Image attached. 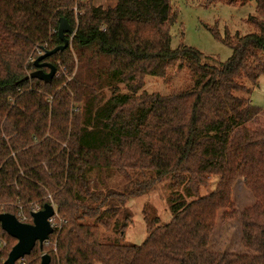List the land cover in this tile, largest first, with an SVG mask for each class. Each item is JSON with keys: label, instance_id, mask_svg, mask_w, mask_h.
Instances as JSON below:
<instances>
[{"label": "trees", "instance_id": "obj_1", "mask_svg": "<svg viewBox=\"0 0 264 264\" xmlns=\"http://www.w3.org/2000/svg\"><path fill=\"white\" fill-rule=\"evenodd\" d=\"M251 3L249 33L227 31L232 56L215 66L196 48H172L170 0H0V214L50 204L61 217L24 264L43 252L51 264H264V109L251 100L264 77V0L207 1ZM62 18L72 46L49 62L64 74L29 78L39 52L62 45ZM174 68L190 88L145 90ZM239 175L256 198L242 213L246 250L217 253L210 235ZM159 183L171 221L144 210L147 239L125 244L130 203ZM0 239L18 242L1 226ZM13 247L0 246V264Z\"/></svg>", "mask_w": 264, "mask_h": 264}, {"label": "rangeland", "instance_id": "obj_2", "mask_svg": "<svg viewBox=\"0 0 264 264\" xmlns=\"http://www.w3.org/2000/svg\"><path fill=\"white\" fill-rule=\"evenodd\" d=\"M117 1L93 0L95 5L104 8L114 6ZM207 1L170 0L172 9L179 13L177 23L171 28L172 48L177 49L182 44L196 48L206 56L216 59V61L210 62L212 65L220 66L221 63L226 62L232 56V50L223 43L222 39L226 37L227 31L232 35L237 32H241L243 35L249 33L250 28L245 21L251 15L256 14V5L251 3L243 7H231L226 4L208 5ZM216 29L219 32L218 36L212 31ZM191 85L192 78L189 72L186 69L178 70V68H174L168 71V79L166 80L149 77L146 80L145 90L149 93L167 95L173 91L188 89ZM121 90L124 93L127 92L124 86H121ZM109 96L110 92L106 91L105 97L108 98ZM251 100L254 105L264 109V77L260 79L258 86L252 88ZM166 186V183H159L153 192L130 203L129 210L133 221L126 231L123 240L125 244L141 246L147 239L148 232L144 210L152 212L153 216H159L163 224L171 221L172 215L167 203ZM232 191V204L219 209L216 225L210 235V248L217 253H243L246 250L243 244L244 225L242 213L255 204L256 198L253 192L246 187L244 179L240 175L234 182ZM11 207H13V215L16 217H18L21 210H24L29 218L28 224L33 223V218L29 214L34 210H41L37 204L28 206L15 204ZM54 207L56 214L51 223L55 229L57 225L60 228L61 217L55 205ZM57 238H55V242H57ZM8 244L16 245L14 241ZM43 254L48 253L43 252L40 258L44 256Z\"/></svg>", "mask_w": 264, "mask_h": 264}, {"label": "water", "instance_id": "obj_3", "mask_svg": "<svg viewBox=\"0 0 264 264\" xmlns=\"http://www.w3.org/2000/svg\"><path fill=\"white\" fill-rule=\"evenodd\" d=\"M58 35L62 45L41 55L35 61L37 70L29 78L39 79L45 83L53 81L58 69L53 63L49 62V58L69 48L71 43L69 37L74 35L73 27L64 18L60 20ZM55 214V207L50 204H46L42 210L32 213V224L23 223L10 213L0 214L1 228L18 241L11 250L5 264H17L21 259L31 255L37 244L43 249L44 244L49 241L50 236L54 233V227L50 220L55 217ZM41 264H51V256L45 254L42 257Z\"/></svg>", "mask_w": 264, "mask_h": 264}, {"label": "built area", "instance_id": "obj_4", "mask_svg": "<svg viewBox=\"0 0 264 264\" xmlns=\"http://www.w3.org/2000/svg\"><path fill=\"white\" fill-rule=\"evenodd\" d=\"M82 1H84V0H82ZM75 11L77 12V8H75ZM44 54V52H39V55H43ZM64 72H65V69L64 68H62V74H64ZM61 73H57V75H59V74H61ZM74 111H79V108H75L74 109ZM38 210H34V211H32V212H37ZM21 222H23V223H27L28 222V216L26 215V213L24 212V210H21L20 212H19V214H18V217H17ZM52 220H50V222H51ZM53 225V224H52ZM54 227V226H53ZM48 243V242H47ZM0 246H1V249H5L7 246H8V242L6 241V240H4V239H0ZM23 264H24V258L23 259H21L20 260ZM19 261V262H20Z\"/></svg>", "mask_w": 264, "mask_h": 264}]
</instances>
